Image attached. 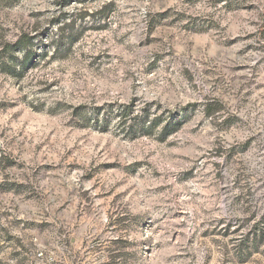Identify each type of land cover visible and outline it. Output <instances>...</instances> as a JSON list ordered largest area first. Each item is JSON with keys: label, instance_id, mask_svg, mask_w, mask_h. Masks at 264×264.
Segmentation results:
<instances>
[{"label": "rangeland", "instance_id": "obj_1", "mask_svg": "<svg viewBox=\"0 0 264 264\" xmlns=\"http://www.w3.org/2000/svg\"><path fill=\"white\" fill-rule=\"evenodd\" d=\"M262 229L264 0L0 1V264H264Z\"/></svg>", "mask_w": 264, "mask_h": 264}, {"label": "trees", "instance_id": "obj_2", "mask_svg": "<svg viewBox=\"0 0 264 264\" xmlns=\"http://www.w3.org/2000/svg\"><path fill=\"white\" fill-rule=\"evenodd\" d=\"M0 1H6V2H17L19 0H0ZM26 37V38H25ZM29 36L26 35H22L19 38V43L18 44H22V42H28L29 41ZM17 44V43H16ZM28 57V52L26 53V58ZM116 117H118V122L121 125H125L126 123L129 122L128 124V131H132L133 128L135 127L139 132H143V133H151L160 123H161V117H154L152 119L150 118V110L148 108H141L137 113H134L132 111V108L129 104H124L122 105L120 108H118V110L115 113ZM98 117V114H97ZM175 122H170L163 131V134L165 133H169L171 131H173V129H175ZM249 235H251V239L249 237H247V243H253L255 246H257V244H264V229H262V231H257V230H252ZM113 247L114 250H119L117 242H113ZM252 252H256V250L254 249ZM121 255L116 253V254H112L109 256L110 262H113L115 260H117L118 258H120Z\"/></svg>", "mask_w": 264, "mask_h": 264}]
</instances>
